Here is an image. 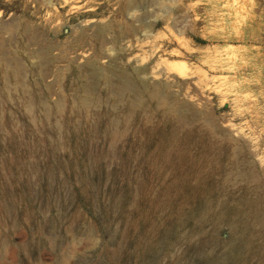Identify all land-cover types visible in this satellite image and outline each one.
Returning <instances> with one entry per match:
<instances>
[{"label":"rangeland","instance_id":"374dc122","mask_svg":"<svg viewBox=\"0 0 264 264\" xmlns=\"http://www.w3.org/2000/svg\"><path fill=\"white\" fill-rule=\"evenodd\" d=\"M259 252L264 0H0V264Z\"/></svg>","mask_w":264,"mask_h":264},{"label":"bare ground","instance_id":"6f19581e","mask_svg":"<svg viewBox=\"0 0 264 264\" xmlns=\"http://www.w3.org/2000/svg\"><path fill=\"white\" fill-rule=\"evenodd\" d=\"M262 13H263V12H262ZM261 21H262V20H261ZM257 34H258V33H257ZM255 36H256V35H255ZM122 91H123V88H122ZM13 157H14V156H13ZM26 163H27V162H26ZM242 170H243V169H242ZM238 171H240V170H238ZM51 173H52V172H51ZM52 174H53V173H52ZM244 174H245V173H243V175H244ZM240 175H241V173H240ZM246 176H248V175H245V177H246ZM241 177H242V175H241ZM243 177H244V176H243ZM243 177H242V178H243ZM245 177H244V178H245ZM242 241H243V240H241L240 242H242ZM247 248H248V243H247V242H242V243H241V248H240V249H241V250H245V249H247ZM239 253H240V252H239ZM259 255H260V256H264V253H263V252H259Z\"/></svg>","mask_w":264,"mask_h":264}]
</instances>
